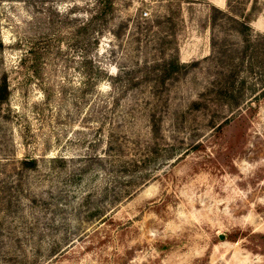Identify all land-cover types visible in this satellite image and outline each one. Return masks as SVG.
<instances>
[{
	"label": "rangeland",
	"instance_id": "rangeland-1",
	"mask_svg": "<svg viewBox=\"0 0 264 264\" xmlns=\"http://www.w3.org/2000/svg\"><path fill=\"white\" fill-rule=\"evenodd\" d=\"M2 77L0 264H264V0H0Z\"/></svg>",
	"mask_w": 264,
	"mask_h": 264
},
{
	"label": "trees",
	"instance_id": "trees-1",
	"mask_svg": "<svg viewBox=\"0 0 264 264\" xmlns=\"http://www.w3.org/2000/svg\"><path fill=\"white\" fill-rule=\"evenodd\" d=\"M228 5L231 7V0H227ZM260 7L256 5V2H252L250 8H247L246 11H243L240 15V17H231V19L235 22L236 26H238V30L240 32H245L247 29L250 28V22L255 19L257 13L259 12ZM216 12L222 13L220 9H216ZM217 16V14H214V18ZM173 66L170 68V70L167 71L166 75H170L172 70H175L177 68V63H174V61H171ZM10 93V89L8 86V83L5 79V77H2L0 80V106L2 102L8 97Z\"/></svg>",
	"mask_w": 264,
	"mask_h": 264
},
{
	"label": "built area",
	"instance_id": "built-area-1",
	"mask_svg": "<svg viewBox=\"0 0 264 264\" xmlns=\"http://www.w3.org/2000/svg\"><path fill=\"white\" fill-rule=\"evenodd\" d=\"M145 13H146V11H145Z\"/></svg>",
	"mask_w": 264,
	"mask_h": 264
}]
</instances>
